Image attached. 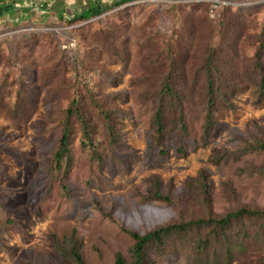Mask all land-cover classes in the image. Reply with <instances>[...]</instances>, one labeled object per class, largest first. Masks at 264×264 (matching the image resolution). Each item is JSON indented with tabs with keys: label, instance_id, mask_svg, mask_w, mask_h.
<instances>
[{
	"label": "rangeland",
	"instance_id": "rangeland-1",
	"mask_svg": "<svg viewBox=\"0 0 264 264\" xmlns=\"http://www.w3.org/2000/svg\"><path fill=\"white\" fill-rule=\"evenodd\" d=\"M93 1L115 4L72 19ZM0 2L11 4L0 16V264H74L54 244L70 237L86 264H114L117 253L129 264L127 231L220 218L242 206L264 210V172H252L264 167V152L240 154L264 142L256 66L257 52L264 60V0ZM208 50L220 92L205 143ZM166 80L186 130L166 100L162 154L153 118ZM73 99L89 138L74 120L69 162L58 168L54 154ZM218 152L227 156L214 164ZM155 193L172 204L153 200ZM243 223L227 239L230 261L217 264H264V234ZM189 244L179 238L169 251L150 249V264H199ZM226 245L216 254L225 257Z\"/></svg>",
	"mask_w": 264,
	"mask_h": 264
},
{
	"label": "trees",
	"instance_id": "trees-1",
	"mask_svg": "<svg viewBox=\"0 0 264 264\" xmlns=\"http://www.w3.org/2000/svg\"><path fill=\"white\" fill-rule=\"evenodd\" d=\"M122 2L131 1V0H121ZM118 3V2H117ZM116 3V4H117ZM115 3L110 4H101L96 1L91 2L84 6V8L77 14L72 15L74 20H88L92 17L101 15L108 6H112ZM11 4H0V16L7 13L8 8L11 7ZM14 6V5H13ZM60 17L61 12L58 14ZM58 16V17H59ZM260 52H257L258 60L256 62L257 69L260 72V96L264 98V60L261 58ZM213 50H208V54L205 60L206 68V82H207V96H208V110L205 116V124L203 131V140L206 143L210 132L214 126L213 111L214 109V96L220 92L219 87L215 86L213 76L211 73V68L213 65ZM166 100L173 106L168 109H171L174 113L177 110V121L179 129L185 131L184 124V113L182 110V104L179 99V95L174 91L171 86L170 80H166L160 91V103L157 107L153 124L155 126V137L154 140L158 146L161 147V153L165 154V150L162 148V142L164 133L166 131L165 120L169 114L167 110ZM176 103H173L175 102ZM105 113L103 109L100 111ZM105 117V114H104ZM176 119V116L174 117ZM76 120L80 123L82 127L83 138L88 140V126L84 114L82 113L77 99H73L66 110V115L64 118L63 128L61 130L60 136L58 138L57 149L54 154V161L56 166L59 168L63 161L69 162L70 158V142L72 135V126L73 121ZM85 142V141H83ZM85 144V143H82ZM180 153L185 154L182 148L178 149ZM264 152V142L258 141L255 144H248L243 147L240 151V154L247 153H261ZM227 155L214 153L212 156V162L214 164L219 163ZM252 172L262 173L264 172V167H252ZM245 169H240L244 171ZM251 172V173H252ZM200 192L203 196V203L207 205L208 203V184L206 181V174L204 172L200 173ZM153 200H159L166 202L167 204H172V200L168 196H162L159 193H155ZM244 220H248L256 225L258 231L261 234H264V210L257 208H250L248 206L239 207L233 211L228 212L220 218L209 217L206 219H197L190 220L187 222L180 221L175 223L165 224L159 227H156L144 234H139L137 232L127 231V233L133 239V244L130 249L131 262L129 264H150V257L148 251L150 249L163 253L171 250L169 247V241L174 239H184L187 243L190 242V246L194 251L195 256L193 257L194 262L199 264H217L221 259L230 261L231 258V248L227 241L231 233L238 236L237 226H243ZM240 227V228H241ZM227 243L225 248V257H221L216 254L217 247L222 244ZM56 250L65 258L71 259L74 264H86L83 260V257L80 253V242L75 237H70L64 240L63 243H54ZM235 246H240L238 241L235 242ZM213 252V257L209 258V250ZM114 264H128L124 257L117 253L115 257Z\"/></svg>",
	"mask_w": 264,
	"mask_h": 264
},
{
	"label": "built area",
	"instance_id": "built-area-1",
	"mask_svg": "<svg viewBox=\"0 0 264 264\" xmlns=\"http://www.w3.org/2000/svg\"><path fill=\"white\" fill-rule=\"evenodd\" d=\"M16 6H19V5H16V4H15L14 7H16Z\"/></svg>",
	"mask_w": 264,
	"mask_h": 264
},
{
	"label": "crops",
	"instance_id": "crops-1",
	"mask_svg": "<svg viewBox=\"0 0 264 264\" xmlns=\"http://www.w3.org/2000/svg\"><path fill=\"white\" fill-rule=\"evenodd\" d=\"M0 4H1V2H0ZM5 4V3H4Z\"/></svg>",
	"mask_w": 264,
	"mask_h": 264
}]
</instances>
